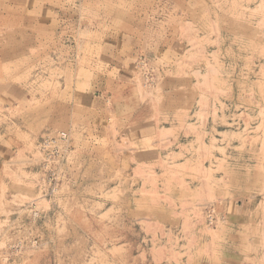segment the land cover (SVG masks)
Instances as JSON below:
<instances>
[{"label":"rangeland","instance_id":"rangeland-1","mask_svg":"<svg viewBox=\"0 0 264 264\" xmlns=\"http://www.w3.org/2000/svg\"><path fill=\"white\" fill-rule=\"evenodd\" d=\"M0 264H264V0H0Z\"/></svg>","mask_w":264,"mask_h":264},{"label":"built area","instance_id":"built-area-1","mask_svg":"<svg viewBox=\"0 0 264 264\" xmlns=\"http://www.w3.org/2000/svg\"><path fill=\"white\" fill-rule=\"evenodd\" d=\"M66 136H67V134H66V133H63V132H60V133L58 134V138H59V139H66Z\"/></svg>","mask_w":264,"mask_h":264},{"label":"bare ground","instance_id":"bare-ground-1","mask_svg":"<svg viewBox=\"0 0 264 264\" xmlns=\"http://www.w3.org/2000/svg\"><path fill=\"white\" fill-rule=\"evenodd\" d=\"M244 256H246V255H244Z\"/></svg>","mask_w":264,"mask_h":264}]
</instances>
